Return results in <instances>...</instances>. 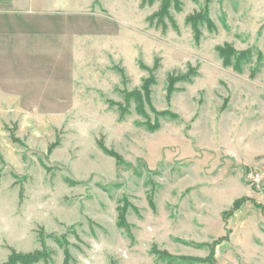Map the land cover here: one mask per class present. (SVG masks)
I'll list each match as a JSON object with an SVG mask.
<instances>
[{
	"label": "rangeland",
	"instance_id": "1",
	"mask_svg": "<svg viewBox=\"0 0 264 264\" xmlns=\"http://www.w3.org/2000/svg\"><path fill=\"white\" fill-rule=\"evenodd\" d=\"M36 3L42 60L0 55V89L35 79L0 113V264H264V0Z\"/></svg>",
	"mask_w": 264,
	"mask_h": 264
},
{
	"label": "crops",
	"instance_id": "2",
	"mask_svg": "<svg viewBox=\"0 0 264 264\" xmlns=\"http://www.w3.org/2000/svg\"><path fill=\"white\" fill-rule=\"evenodd\" d=\"M23 1L24 7L28 5L29 10H23L25 9L22 6ZM36 2H42V0H0V55L3 54L7 58L12 57L15 59L17 54L20 56L24 55L26 62L27 60L30 62L33 57H39V61L42 60L47 44V31L45 27L40 25L34 29L32 26H25L18 29L17 21L13 20L18 16V9L22 12L31 13L33 5H37ZM40 7H43L41 3ZM40 10L44 12L43 8H40ZM25 36H28L29 39L22 42L21 40L25 39ZM29 62L27 63L29 64ZM12 65H16V62ZM11 78L13 80L9 78L5 80V83H7L3 88L5 90L0 89V96L9 99V101H0V113L7 112L6 108L8 107L12 108L16 106V103H18L16 99H25L26 96H29L25 91V86L27 87L28 83L35 81V79H32L24 83V80L18 81L13 77ZM21 82L22 84H17ZM22 107L19 106V108Z\"/></svg>",
	"mask_w": 264,
	"mask_h": 264
},
{
	"label": "trees",
	"instance_id": "3",
	"mask_svg": "<svg viewBox=\"0 0 264 264\" xmlns=\"http://www.w3.org/2000/svg\"><path fill=\"white\" fill-rule=\"evenodd\" d=\"M168 9H169L168 3L164 4L163 12L168 13ZM221 54L222 56L226 55V53H224L223 51H221ZM146 92H148V88H146ZM118 161H120V159ZM42 256L43 255L40 254L39 252L35 254H29V255H20V254L13 252L7 264H36L39 261L44 259L42 258Z\"/></svg>",
	"mask_w": 264,
	"mask_h": 264
}]
</instances>
